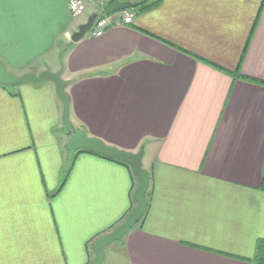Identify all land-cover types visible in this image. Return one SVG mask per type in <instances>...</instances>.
<instances>
[{"label":"crops","instance_id":"0c3cea01","mask_svg":"<svg viewBox=\"0 0 264 264\" xmlns=\"http://www.w3.org/2000/svg\"><path fill=\"white\" fill-rule=\"evenodd\" d=\"M124 1V0H122ZM99 37L66 0H0V63L61 70L74 129L143 147L147 209L101 264H255L264 243V0H157ZM154 1V0H150ZM54 85L0 84V264H89L136 206L130 167L79 150L65 174Z\"/></svg>","mask_w":264,"mask_h":264},{"label":"water","instance_id":"95a60500","mask_svg":"<svg viewBox=\"0 0 264 264\" xmlns=\"http://www.w3.org/2000/svg\"><path fill=\"white\" fill-rule=\"evenodd\" d=\"M129 7H131V2L128 0H109L104 5L103 11L105 14H110ZM96 17V13L92 14L85 23L81 24L77 31L71 35V40L76 42L81 39L91 28ZM48 81L53 83L56 96L62 104L61 122L66 134L69 135V140L65 145L66 163L64 170L67 171L69 169L74 153L79 150H84L127 164L137 180V185L133 192L136 206L127 214L122 222L115 226L110 232L95 239L92 243L94 256L89 264H101L105 248L112 242L121 240L122 237L140 221L147 209L146 192L149 187L150 179L148 173L142 168L143 147H140L137 152L122 150L106 144L99 138L87 135L86 132L81 129H74L69 119V97L66 92L69 81L61 77L60 69L56 72L42 71L39 74L25 73L16 75L7 71L4 65L0 63V84L2 85L15 86L29 83L33 86H40Z\"/></svg>","mask_w":264,"mask_h":264},{"label":"built area","instance_id":"2783aa9c","mask_svg":"<svg viewBox=\"0 0 264 264\" xmlns=\"http://www.w3.org/2000/svg\"><path fill=\"white\" fill-rule=\"evenodd\" d=\"M108 1L109 0H66V4L73 17H80L84 13L88 3L99 6L102 9V14L96 17L91 28L87 32L90 37H99L111 26L131 23L136 13L134 8L129 7L110 14H105L103 8Z\"/></svg>","mask_w":264,"mask_h":264},{"label":"trees","instance_id":"16d2710c","mask_svg":"<svg viewBox=\"0 0 264 264\" xmlns=\"http://www.w3.org/2000/svg\"><path fill=\"white\" fill-rule=\"evenodd\" d=\"M156 2H157V0H154V1L140 0L137 3L133 4L132 7H136V8L138 7L139 10H142V9L148 8L149 6H151L153 4H156ZM106 158H108V157H106ZM67 172H68V170L65 172V174ZM261 189L264 191V176H263L262 181H261ZM255 264H264V243L263 242H260V243L258 242V244H257V253H256V258H255Z\"/></svg>","mask_w":264,"mask_h":264}]
</instances>
